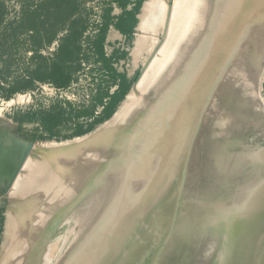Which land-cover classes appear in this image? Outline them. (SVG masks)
I'll return each mask as SVG.
<instances>
[{"label":"rangeland","instance_id":"1","mask_svg":"<svg viewBox=\"0 0 264 264\" xmlns=\"http://www.w3.org/2000/svg\"><path fill=\"white\" fill-rule=\"evenodd\" d=\"M148 1L0 0V264L27 248L41 264H209L216 254L213 263L221 264L241 235L253 246L264 235V44L251 85L255 98L250 94L253 102L236 115L238 122L225 123L223 110L215 118L201 113L204 95L195 130L186 131L184 98L197 72L191 63L197 59L201 73L211 62L217 66L219 56L220 70L231 58L233 46L223 53L214 33L211 46L202 45L173 73L176 107L166 111L160 98L152 118L142 112L141 119L130 114L121 121L118 145L93 160L87 190L79 184L74 198L70 193L52 209L55 182L62 184L55 174L88 155L74 146L105 133L139 100L138 83L159 57L167 18L158 31L142 29ZM157 1L167 11L175 3ZM214 4L217 15L220 4ZM132 106L148 109L141 101ZM63 147H73V156ZM27 162L30 182L20 191ZM94 187L105 192L103 199ZM33 192L37 201L29 200ZM33 228L43 230V250L31 248L40 232ZM19 232L33 240L23 254L22 244L13 250Z\"/></svg>","mask_w":264,"mask_h":264},{"label":"bare ground","instance_id":"2","mask_svg":"<svg viewBox=\"0 0 264 264\" xmlns=\"http://www.w3.org/2000/svg\"><path fill=\"white\" fill-rule=\"evenodd\" d=\"M217 1L220 4L219 5L220 11L218 12L217 15H216L217 12L214 13L215 0H175L174 6L170 11H167L166 7L164 8L161 7L157 0H150L145 4L142 15L140 17L142 29L155 28L157 29L156 31H158L163 26L164 21L167 18V25H165L166 26L165 36L162 41L163 43L160 47L159 57L155 60L154 63L151 64L149 72H146V74L142 77V79L138 83L139 88L137 90V94L139 100H136L134 95L135 102L136 101L143 102V104L145 105L144 108H148V109L145 111L146 113H144V111H138L136 108L132 106L135 104V102L132 101L133 103L131 104V106L130 105L126 106L119 118L117 117L112 123L110 122L111 124L110 126H108L107 131L105 133L101 134L96 139H90L87 140V142L76 144L74 146L76 147L77 145H79L77 146L79 147L78 150L79 151L85 150L86 152H88V155H86V157L83 159L84 161L82 160L83 163L82 161L81 162L78 161L80 163L64 165L58 170L59 173L55 174V175L59 174L58 176H61L62 184L60 183V180H57L59 181V183L57 181L55 182V184L57 185L54 190L55 191L54 195L52 197L55 204L52 209L54 210L57 209V206L61 203V202L58 203V201L59 200L62 201L61 200L62 198L63 200L69 198L70 193L72 195V192H75L74 189L78 188L77 186H79V184H84L85 191L87 190L86 187L89 185L88 183L90 182V180L87 181V179L89 178L88 175L91 173L90 170H92L91 168L92 164L96 163L93 162V160L95 161V159H98L99 161L105 155L103 152H106L108 150L113 151L116 148L119 140L118 131H120L118 130V126L120 124L122 125L123 122H128L127 119L130 116V114H133L132 115L133 119L134 116H136L134 120L141 119L140 114H142V112L143 115L146 114L147 116L149 115L152 118V111H154V109L157 107L158 100L160 98L165 100L166 111L168 110L170 112L171 108L176 107V104H174L173 102L174 99H172V97L174 96H171L173 73L181 68L180 65L188 56L193 54H198V51L200 48H202V45L206 43V47L208 48L209 46H211L212 43H214V37L211 35V33H214L215 36L219 37V40L221 41L222 52L224 51L223 53H228L229 48L231 49L233 46L230 54L231 58L229 59V62L227 61L225 62L224 64L225 66L223 67L222 70H220L222 64L221 58L223 57V55L222 57L219 56L220 61L218 62L217 66L215 65L213 66L211 62L209 66L205 68L204 72L202 70L201 73L199 72L198 69L200 64L199 61L196 59L191 63L190 70L197 72L192 78L193 82L188 87L190 92H188L187 96L184 98L186 99L185 102L188 103L184 105L183 109L187 111L188 118L191 120V122H189L187 126L186 131L192 133L195 130L196 127L195 122L199 115L198 113L200 111L198 107L201 104L204 95H206V99L204 102L205 103L204 107L201 109V113L203 112L209 116L212 115L214 117L215 116L213 115L214 113H216L218 110H223V112L226 114V117H223L222 120L225 123H229L231 121H233L234 123L238 122L236 121L237 118L236 115L240 111L242 112L243 110L248 109L250 106V102L251 103L253 102L250 99V94H254V92L250 93L251 85L253 84L252 82L256 77V71L260 68L258 61L261 55L263 54L264 0H217ZM144 43H145L144 37L139 38L137 40L138 49H140L144 45ZM187 68L189 69L188 66ZM213 79H215L214 83H213ZM184 80L186 79L182 78L180 81H184ZM163 92H164V96L162 97L157 96V94H163ZM254 98H255V94H254ZM136 107L138 106L136 105ZM134 109H136L137 111H135ZM149 111L151 112L148 113ZM260 115H262V113ZM259 116L256 117L257 118L262 117ZM119 138H121V136H119ZM6 144H8V142ZM6 146L8 147L9 145ZM60 152H62L64 155L73 156L72 154H74L75 150L73 147H63L62 149H60ZM101 153L104 154L102 155V157L100 155ZM3 155L4 154H2L1 156ZM98 155H100L101 158H97ZM16 156L17 155H15V157ZM5 158L7 159V157ZM14 164L16 165V163ZM28 166H29V162L23 164L22 170L20 169L21 173L18 179V183H19L18 186L21 187L20 191H23V188L25 189L30 182L29 180L26 179V183H25L24 180L26 175L29 173V171H27ZM93 172L96 173V170H94ZM55 175L54 177L58 178ZM95 187L97 188V186ZM95 187L93 188L94 189L93 191L96 190ZM41 189L42 187L38 192L41 193ZM99 190H97V193L101 192L99 194L102 195L101 199H103L105 192L104 194H102L103 192ZM94 193H96V191ZM86 194L83 197L84 198L83 200L85 201L88 199V197L86 198L88 194L87 195ZM99 194L97 195L99 196ZM98 196L96 198H98ZM37 197H40L39 193L33 192V195L29 198V200H33L34 198L36 199ZM34 201H37V199ZM83 212L85 213L84 215L86 216L87 213L85 211ZM36 219L34 218L35 222H37ZM26 220L23 219L22 221H26ZM22 221L20 220V222ZM48 223L45 222L44 224H47L48 226ZM36 224L37 223H34L35 226L39 225V223L38 225ZM43 225H41V227L42 228L44 227L43 229H45L46 225L44 226ZM34 230L35 229L33 228V231H31V233L32 232L34 233ZM37 230L38 231L40 230L41 234L40 232L38 233ZM37 230H35V232L37 231L36 234L38 233L37 234L38 237L37 238L36 236H34L35 238L33 237V239L34 240L37 239V241L35 243L32 242L34 243V245L32 244L31 248L32 250L40 251L41 249L43 250V247L41 246L43 245L42 244L43 239L41 237V235H43L42 234L43 230L40 228ZM18 235L19 237L16 236L14 240L15 243L13 244L14 246L13 250H15L17 246L20 247L22 244L20 251L19 249L18 251L20 252V254H23L25 252L26 256L25 254L21 255V258L20 256H14V254H12L13 252L12 250L10 251L11 252L10 255L12 254L15 257L14 259L15 261L13 260L14 258L13 256H11L13 257L11 258L8 255L6 264H41L42 260L39 261V257H37V255L31 257V255L28 254L30 253V251L29 248H27L28 249L27 250L26 247H29L28 244L32 240V239L31 240L28 239V233L26 235L25 234L20 235L19 232ZM241 236H243L242 240L238 245L233 246L232 250L230 248V250L227 251L223 246V248L225 249L223 255L226 257L224 259V262L222 261L223 263L220 262L222 257L221 258L218 257V260L220 258L218 262H220L221 264H264V235H258V237L256 236L254 237V246L250 244V242L245 240L246 237L245 235H241ZM227 244H229V241L226 242V245ZM24 248L26 249V251L23 250ZM167 249L168 248H166V250ZM219 251H221V248ZM169 252L170 251H168V253ZM15 254H17V252ZM241 254H245V259L243 261L242 260L235 261V258L239 257ZM216 255H214V257L213 256L211 257V259L209 260V264H214L213 262L217 260L215 259V257H217ZM16 257H19L20 259L17 260Z\"/></svg>","mask_w":264,"mask_h":264}]
</instances>
